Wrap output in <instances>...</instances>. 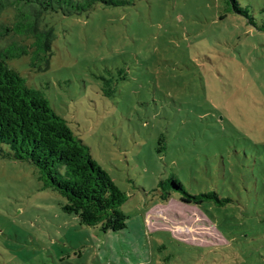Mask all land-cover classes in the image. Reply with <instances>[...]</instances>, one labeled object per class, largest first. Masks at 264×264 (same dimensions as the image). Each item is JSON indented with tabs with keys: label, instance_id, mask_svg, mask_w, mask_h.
Wrapping results in <instances>:
<instances>
[{
	"label": "rangeland",
	"instance_id": "rangeland-1",
	"mask_svg": "<svg viewBox=\"0 0 264 264\" xmlns=\"http://www.w3.org/2000/svg\"><path fill=\"white\" fill-rule=\"evenodd\" d=\"M125 1L54 15L47 71L7 64L125 194L126 228L81 226L0 158V264H264V33L223 0ZM170 179L221 204H184Z\"/></svg>",
	"mask_w": 264,
	"mask_h": 264
},
{
	"label": "trees",
	"instance_id": "trees-1",
	"mask_svg": "<svg viewBox=\"0 0 264 264\" xmlns=\"http://www.w3.org/2000/svg\"><path fill=\"white\" fill-rule=\"evenodd\" d=\"M229 12L247 19L264 33V9L250 16L243 0H223ZM125 0H0V13L16 10L11 23L0 21V158L27 163L37 172L41 188L62 196L63 212L77 217L81 226L117 233L126 228L128 216L121 210L125 194L92 159L89 148L75 137L57 116L42 92L27 85L8 62L29 58L35 73L49 69L55 40L50 20L88 13L97 5L119 7ZM171 191L180 193L184 204L199 206L214 194L190 195L170 179ZM165 194V193H164ZM169 195V193H166ZM166 196L162 199L166 200Z\"/></svg>",
	"mask_w": 264,
	"mask_h": 264
}]
</instances>
